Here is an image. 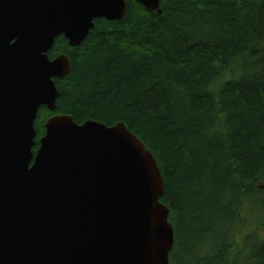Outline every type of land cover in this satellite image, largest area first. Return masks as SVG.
<instances>
[{"label":"trees","instance_id":"obj_1","mask_svg":"<svg viewBox=\"0 0 264 264\" xmlns=\"http://www.w3.org/2000/svg\"><path fill=\"white\" fill-rule=\"evenodd\" d=\"M125 2L80 44L55 37L49 55L64 52L70 69L54 78L55 109L39 107L34 150L56 113L122 122L163 176L170 263L232 264L243 205L264 202V0ZM260 247L249 264H264Z\"/></svg>","mask_w":264,"mask_h":264},{"label":"water","instance_id":"obj_2","mask_svg":"<svg viewBox=\"0 0 264 264\" xmlns=\"http://www.w3.org/2000/svg\"><path fill=\"white\" fill-rule=\"evenodd\" d=\"M160 12V0H137ZM125 0H0V264H171L164 181L125 124L50 115L38 148L40 106L56 107L50 57L57 35L78 45L97 17L121 18Z\"/></svg>","mask_w":264,"mask_h":264},{"label":"rangeland","instance_id":"obj_3","mask_svg":"<svg viewBox=\"0 0 264 264\" xmlns=\"http://www.w3.org/2000/svg\"><path fill=\"white\" fill-rule=\"evenodd\" d=\"M262 204H264L263 201L255 200V202L247 201L243 205L241 215L245 222L242 228L239 227V230L235 232L234 238L238 247L231 254L232 264H249L251 261L249 258H253L254 255L259 258L260 243L264 239V227L258 225L253 219L255 216H260L259 208Z\"/></svg>","mask_w":264,"mask_h":264},{"label":"bare ground","instance_id":"obj_4","mask_svg":"<svg viewBox=\"0 0 264 264\" xmlns=\"http://www.w3.org/2000/svg\"><path fill=\"white\" fill-rule=\"evenodd\" d=\"M255 4V3H254ZM258 4V3H257ZM264 36V35H263Z\"/></svg>","mask_w":264,"mask_h":264}]
</instances>
